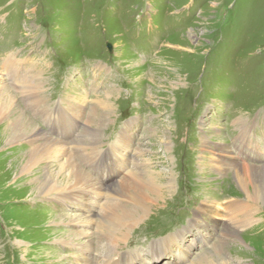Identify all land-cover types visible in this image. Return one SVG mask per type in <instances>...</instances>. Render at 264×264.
<instances>
[{"label": "rangeland", "instance_id": "374dc122", "mask_svg": "<svg viewBox=\"0 0 264 264\" xmlns=\"http://www.w3.org/2000/svg\"><path fill=\"white\" fill-rule=\"evenodd\" d=\"M10 56L22 61L28 85L45 87L52 114L63 113L47 119L14 94L20 84L4 71ZM0 77L26 135L69 148L83 139L75 161L94 183L79 198L33 193L46 177L68 185L63 157L43 161L22 190L1 175L0 264H264V206L236 178L238 171L251 185L264 181V0H0ZM103 96L111 112L99 109ZM69 99L81 106L76 131L57 119ZM16 114L0 125L11 129ZM123 136L126 149H118ZM5 149L6 167L23 157L15 181L31 149L10 138L0 155ZM214 155L231 170L213 180L198 161ZM137 163L159 181L174 175L175 186L128 225L111 208L125 205L122 181ZM230 202L256 221L242 224L244 212L228 210Z\"/></svg>", "mask_w": 264, "mask_h": 264}, {"label": "bare ground", "instance_id": "6f19581e", "mask_svg": "<svg viewBox=\"0 0 264 264\" xmlns=\"http://www.w3.org/2000/svg\"><path fill=\"white\" fill-rule=\"evenodd\" d=\"M4 63H5V66H4V69L5 70L4 71L7 70L8 71V75L11 77V79L13 80V82H16V83L20 84V86H16L17 88L14 90L15 92L13 90L11 91L6 86H0V122H8L10 120L9 118H10V114H11L13 108L17 111V114H19V115L16 114L17 115V117H16L17 118L16 119V123L15 124L14 123L11 124V126H12V128L10 127L11 129H9V127H8L9 125L8 126L0 125V146L3 145V142L5 141L6 138H10L11 141H14L15 143H21L22 141L26 142V144L30 147L31 150H30V152L28 154V157L26 158L27 160H24L22 162V164H21V170H20V172L18 174V177L16 178L15 181H13V180L11 181V177H12L13 173L15 172V170L17 169V167L19 166V163L23 159V157L20 156V155H18L13 160V163L9 167H6L4 165V162H5V158H6L7 154H8L7 153L8 152V149H5V151H4L5 153L4 154L2 153L0 155V172H1L0 176L1 175H4L2 181L9 183V185L11 187H13L14 189H17L18 188L17 191L18 190H22L23 188L22 189H19V187L21 188V186H23V184H22L23 183V180L26 178V176H28L30 174L31 171H33L35 168H38L39 165L43 161H46L47 159H48L47 161H49V160L52 161V159H54L56 157H61V158L63 157V158H65V166H66V169L69 171V179H70V182H68V185L65 186V187L59 188L56 185L57 182L56 183L55 182H52L51 181V179H52L51 177H49V178L46 177V180H43L44 182L42 181V182L36 184V187L32 190V192L35 193L37 191V193H38L39 196H45V197L47 195H50V196L51 195H60V197L68 196V198H73V197L74 198L75 197L76 198H79V197H81L82 192H84L86 195H88L89 194V191H90L89 189H90L91 186H93L94 183L92 182V179L89 177V175L85 172V168L82 165L77 164V162L75 161L76 160V157L78 155H82V154L85 153V145H84V143H82L83 142V139H80V144H78L77 146H75L73 148H69V147H66L65 145L59 144L58 141L55 142L54 139L53 140H46L44 143H42V142H40V140H41L40 136H38L37 134H32L31 133L32 135H29V136H28V134L26 135L25 134L26 125H24V114L21 113L22 111L20 112V110H18V108H19L18 107V103L19 102H16V103L13 102V100H14L13 99L14 94L17 93V94L21 95L22 98L25 99L26 102H28V104L30 105V107L34 111H36L39 114H42L47 119H50V118L54 117V115H59L60 113H63V112L59 111V112H54V114H52L50 108L46 104L47 103V100H46V95H45V92H44L45 87L44 86H41V85H38L37 82H39V81H37L36 79H34L35 82H36V84H34V85H32V84L31 85L30 84L28 85L26 83L27 82V79L25 78V75L22 73L24 71V68L21 65L22 64V61L17 60L13 56H10L9 58H6L5 59V62ZM37 68L38 67H36L35 69H37ZM101 70H103V69L101 68ZM37 72H40V71H37ZM34 77H36V76H34ZM111 91L113 92V90H111ZM13 92H14V94H13ZM108 94L110 96L112 95L111 93H108ZM73 102L74 101H72L71 99H69V100L66 101V105L67 106L64 108L66 114L64 116H63V114L60 115L59 117H57V119L61 117L62 122L65 124L64 126H62L63 128H65V129L68 128V130L69 129L70 130L71 129H75V131H76L77 130L76 128L78 127V125L76 126V123L78 122L77 119H78V115H80L79 112L81 111V109H80L81 106H80V103H77L78 105L73 107ZM98 102H99L98 103L99 104V109H101V110H103L105 112H111L112 111L113 104H112L111 98H109L107 96H105V97L103 96L102 98H99V101ZM14 113H16V112H14ZM99 118H100V116H99ZM32 121H34V120H32ZM96 122H97V120H96ZM67 137H69V136H67ZM96 140H97V138H96ZM120 141H121L120 142V147H119V145L117 146L118 149L119 148L126 149L125 146L122 144L124 141H126V138L123 136ZM242 142H243V140H242ZM12 148L13 147H11V149ZM86 149H87V145H86ZM113 151H115V149H113ZM48 152L50 153V156L48 155ZM112 153H107V156L108 157L109 156H114L115 159H113V158L112 159L114 161H120L119 162L120 167L123 166V164H124L123 163L124 162L123 160L124 159L123 158H120L119 160H117V155H115L116 153H114V152H112ZM107 156H102L101 155L100 156L101 159H100V157H98V158L100 160H103L104 161V160H106ZM200 160H202V162L204 161L203 158H201ZM200 160L198 161L199 162L198 163L199 164V167H202V165H207V166H204V168L206 170L212 171V174H214V176H215V177H213V180L216 177L219 178V176H222V175L225 176V174L228 171L231 170L230 165H229V162L226 159H223V158L219 157L218 155L217 156L214 155L212 157V159L206 161L204 164H202L200 162ZM215 164H219V166L217 165L218 167L216 169H215V167H213ZM135 165L137 166L136 167V169H137L136 172H132L131 176H129L128 178L127 177H124V179L122 181V187L125 188L126 193H127L126 196H125V197H127V200L125 201V205H123V206H121V205H114L113 208H111V210H114L113 212L115 213V215L113 216V219L114 220L116 219L117 221L122 219L123 221L127 222L128 225H130L131 223L132 224L134 223L133 220H134L135 215L147 213L149 204L151 202H158L160 200L165 201L166 195L168 193H170L171 190L175 186L174 185V175L168 176L167 177V180L164 181V182L163 181H159L158 176L156 174L155 175H151L146 170V168H145L144 165L139 164V163H137ZM100 166L101 165L97 164V167L98 168ZM103 166L104 165H102V167ZM244 167H246V166H244ZM237 172H236V178H237V181H238V185H239L240 188H242V192L245 194V196L247 197V199L256 201V206L257 207L258 206H261V205L264 206V181L262 183H257V181L256 182L254 181V183L251 185L250 182L247 183L246 178L244 177L243 174L237 173ZM240 172H241V170H240ZM262 172H264V171L262 170ZM67 177H66V179H67ZM98 184L100 185V183H98ZM104 185L102 186L103 188H104ZM98 189H100V192H102L101 191V187L98 188ZM47 198L49 199V197H47ZM116 201H118V200H116ZM205 201H209L208 200V197L205 198ZM230 203L227 206L228 210L239 211V212H241L239 214L240 215L242 214V216H243V212H244V218L245 219L243 221H241L242 224L249 225V224H252V223H254L256 221L254 219V217H252L253 215L250 212L251 210L249 211L248 208H246L244 204H240V203H231L230 204ZM113 204H114V202H113ZM247 210H248V212H247ZM220 211H222V210H220ZM117 212H118V214H117ZM119 212H121V213H119ZM129 227H132V226H129ZM237 232L238 231L234 228L233 233L234 234H237ZM172 241H176V238H171V240H169L168 242H172ZM95 246H96V244H95ZM217 257H218V255H217ZM119 259L113 260V261H110L111 260L110 259L106 264H130V261L127 258L126 259L119 258ZM212 259H213V257H212ZM76 264H90V263H88L87 258H85V260H84L83 263L82 262H78ZM198 264H200V263H198ZM226 264H233V263L230 261V262H227Z\"/></svg>", "mask_w": 264, "mask_h": 264}]
</instances>
